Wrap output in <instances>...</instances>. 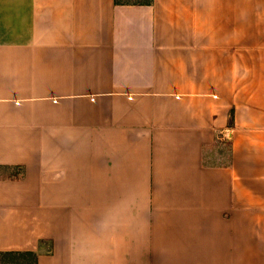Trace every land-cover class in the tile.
Here are the masks:
<instances>
[{
    "label": "crops",
    "instance_id": "0c3cea01",
    "mask_svg": "<svg viewBox=\"0 0 264 264\" xmlns=\"http://www.w3.org/2000/svg\"><path fill=\"white\" fill-rule=\"evenodd\" d=\"M8 252L264 264V0H0Z\"/></svg>",
    "mask_w": 264,
    "mask_h": 264
},
{
    "label": "rangeland",
    "instance_id": "374dc122",
    "mask_svg": "<svg viewBox=\"0 0 264 264\" xmlns=\"http://www.w3.org/2000/svg\"><path fill=\"white\" fill-rule=\"evenodd\" d=\"M124 2H140L145 0H120ZM214 155L206 154L205 161L212 163H220L226 160V154L228 150V143L226 144H217L214 147ZM219 154H217V153ZM0 264H33L32 257L29 255H0Z\"/></svg>",
    "mask_w": 264,
    "mask_h": 264
},
{
    "label": "trees",
    "instance_id": "16d2710c",
    "mask_svg": "<svg viewBox=\"0 0 264 264\" xmlns=\"http://www.w3.org/2000/svg\"><path fill=\"white\" fill-rule=\"evenodd\" d=\"M1 255H29L30 257H32L33 264H35V255L31 252L28 253L8 252V253H2Z\"/></svg>",
    "mask_w": 264,
    "mask_h": 264
}]
</instances>
